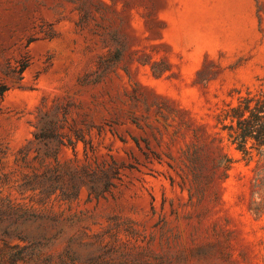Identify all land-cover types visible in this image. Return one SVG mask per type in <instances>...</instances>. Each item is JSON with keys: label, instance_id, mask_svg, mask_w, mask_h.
<instances>
[{"label": "rangeland", "instance_id": "rangeland-1", "mask_svg": "<svg viewBox=\"0 0 264 264\" xmlns=\"http://www.w3.org/2000/svg\"><path fill=\"white\" fill-rule=\"evenodd\" d=\"M3 86L4 196L22 201L17 160L40 118L68 112L62 132L80 159L85 141L125 168L107 199L83 192L49 207L71 209L105 243L118 236L139 261L264 264L249 180L259 157L247 165L217 119L264 87V0H0ZM73 157L63 148L62 161ZM75 249L83 260L96 251Z\"/></svg>", "mask_w": 264, "mask_h": 264}, {"label": "trees", "instance_id": "trees-1", "mask_svg": "<svg viewBox=\"0 0 264 264\" xmlns=\"http://www.w3.org/2000/svg\"><path fill=\"white\" fill-rule=\"evenodd\" d=\"M27 68L28 63H23L20 72L24 73ZM7 90L3 86L0 96L3 97ZM67 114H64L63 119L44 114L30 148L19 153L17 162L21 163L24 172L19 180L13 182V189L22 201L0 193V243L3 245L0 248V264H159V257L154 263L134 259L128 245L117 244L118 236L113 238L112 243H105L104 236L91 235L83 226L81 217L72 213L71 209L56 211L52 206L49 207L55 202L73 203L83 192H87L90 199H107L122 181L125 168L112 155L98 159L94 147H88L85 141L84 158L80 159L76 151L77 142L62 132ZM217 119L221 130L227 133L228 141L243 154L247 165L254 161L255 156L259 157L249 180L251 210L262 215L264 87L239 96L237 103L226 105ZM221 135L217 134L219 143L223 142ZM69 146L73 147L74 157L62 161L61 152ZM219 149L223 150L220 146ZM5 155L6 151L0 145V161ZM227 163L225 169L228 171L233 162L227 159ZM11 182L7 176L5 181L0 179V184ZM255 197L260 201H255ZM26 199L36 201L39 207L24 202ZM14 240L18 243L10 244ZM97 244L99 246L96 248ZM75 248L96 251L83 260ZM136 249L142 253L147 251L142 247Z\"/></svg>", "mask_w": 264, "mask_h": 264}]
</instances>
